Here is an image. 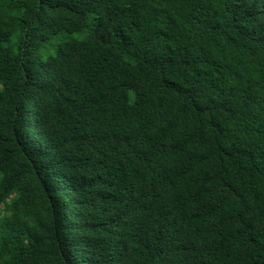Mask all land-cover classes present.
Returning <instances> with one entry per match:
<instances>
[{"label": "trees", "instance_id": "trees-1", "mask_svg": "<svg viewBox=\"0 0 264 264\" xmlns=\"http://www.w3.org/2000/svg\"><path fill=\"white\" fill-rule=\"evenodd\" d=\"M0 264H264V0H0Z\"/></svg>", "mask_w": 264, "mask_h": 264}]
</instances>
